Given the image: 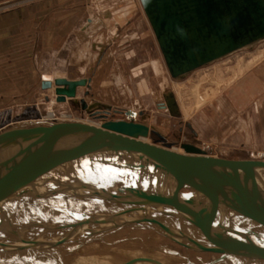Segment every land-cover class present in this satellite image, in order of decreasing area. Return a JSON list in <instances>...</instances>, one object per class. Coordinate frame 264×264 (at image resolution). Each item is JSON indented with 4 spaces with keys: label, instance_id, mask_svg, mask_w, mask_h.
Listing matches in <instances>:
<instances>
[{
    "label": "water",
    "instance_id": "water-1",
    "mask_svg": "<svg viewBox=\"0 0 264 264\" xmlns=\"http://www.w3.org/2000/svg\"><path fill=\"white\" fill-rule=\"evenodd\" d=\"M141 3L174 77L264 39V0ZM86 83L85 78H56L57 100L65 102L75 97L77 87ZM41 85L51 88L52 81L45 80ZM149 134L165 142L145 123L123 119L108 120L101 127L80 121H56L19 122L5 128L0 131V223L20 210L60 200H107L128 205L125 211L137 217L118 225L113 217L105 215L111 222L108 229L150 222L184 247L225 255L237 264H264V159L212 156L191 144H184L185 154L178 153L170 149L168 142L159 146L138 139ZM160 179H180L179 187L188 179H201L204 184L198 196L157 194L159 200L145 198L138 191L133 194L130 189ZM183 188L195 190L186 185ZM215 191L236 202L244 217L246 253L232 245L218 218L202 206ZM151 209L158 214L150 213ZM159 214L209 224L212 242L186 244ZM92 216H84L81 227ZM139 258L126 264H134Z\"/></svg>",
    "mask_w": 264,
    "mask_h": 264
},
{
    "label": "rangeland",
    "instance_id": "rangeland-1",
    "mask_svg": "<svg viewBox=\"0 0 264 264\" xmlns=\"http://www.w3.org/2000/svg\"><path fill=\"white\" fill-rule=\"evenodd\" d=\"M62 4H72L74 8L86 7L87 4L92 5L94 10L116 11L120 25L123 26L113 35L114 42L106 48L105 43L97 41L105 21L94 18V29L83 39H80L82 34H78V41L82 45L76 47L74 39L66 37L55 51L43 50L37 58L38 66L44 64V73L50 77L85 76L88 81L79 92L78 99L85 101L86 108L81 103L74 105L56 101L52 88L41 89L40 71L35 68V60L30 56L28 59L26 56H15L13 77L16 79L9 82L11 86L7 92L10 96L1 98L0 127L21 120H26L22 122L27 124H40L85 120L99 123L123 119L145 123L159 131L166 142L174 147H182L183 150L185 148L182 145L192 144L207 154L218 157L227 154L228 148L264 151V117L260 116L254 105L264 97V90L250 97L251 83L247 82L245 89L250 94L246 100L248 103L243 107H228L229 97L240 96L234 89L248 74L256 73L253 83L264 86V57L245 69L229 85L226 83L234 75L237 61L242 57L245 64L253 53L264 48V39L184 76L174 77L166 65L140 0H62ZM130 24L133 27L129 28ZM132 32L137 35L134 40H128L126 35ZM18 51L25 54L32 52V48ZM72 55L76 61L73 64L69 62ZM26 72L29 74L28 79L20 80L21 74ZM206 75L225 84L218 93L197 107L194 87ZM209 86L213 87L214 84L210 82L206 87ZM50 111H53V117H45ZM183 187L177 186L176 189L185 194L192 191ZM59 244L49 249L55 257L44 251V246H40V253L25 249L28 253H24L25 261L22 259V263L12 257L13 259L2 264H73L79 258H87L91 264H126L138 257L140 258L135 262L137 264H156L149 257L154 259L157 256L162 259L163 262L156 258L162 264L227 263L217 253L186 248L162 232L141 226L115 228L86 237L82 241ZM138 253L140 256H137Z\"/></svg>",
    "mask_w": 264,
    "mask_h": 264
},
{
    "label": "bare ground",
    "instance_id": "bare-ground-1",
    "mask_svg": "<svg viewBox=\"0 0 264 264\" xmlns=\"http://www.w3.org/2000/svg\"><path fill=\"white\" fill-rule=\"evenodd\" d=\"M263 57H264V48L258 49L256 53H253V55L247 59L245 64H243V62L245 61L241 57L237 61V67L234 75L226 83L229 85V83H231L236 78H238V76L242 74L245 71V69L251 67L256 62L261 60ZM208 76L209 75H206L205 77H203V79L201 78V80L194 87L193 94L196 96L197 107L201 106L207 100H209V98H211L213 95L218 93L225 84V82H222L219 79H214V78L211 79ZM54 81L55 79L52 81L51 88L54 89L55 91L56 86L54 84ZM210 82L212 83V85L214 84V86L213 87L209 86L207 88L206 86L209 85ZM68 100L69 98H67L65 102H68ZM56 101L58 100L56 99ZM45 117L52 118L53 111H50L49 114ZM64 117H70V115H64ZM80 122H85L101 127L102 124L106 121L104 120L99 123H96L95 121L85 120ZM150 138L152 139V141H150ZM138 139L147 143H155L159 146L166 145L165 144L166 141L165 142L161 140L156 141L154 138H152L150 134L147 136H140L138 137ZM182 146L184 147V145ZM169 147L171 150H174L178 153H183V154L186 153V150H183L182 147H174L173 144L171 143ZM202 152L207 154L204 151ZM181 182L182 181L180 179H160L159 181L153 184L143 183L141 187H135V188L131 187L130 189L133 192V194L135 191L136 192L138 191V192H142L143 195H145L144 196L145 198L159 200L158 197L159 194L171 195V196H177V195L198 196L200 194V189L203 188V184H204V181L201 179H188L184 184L182 183L183 185L181 186H185V185L190 186L195 188V190L193 189L190 193L185 194L176 189L177 186H180L179 184H181ZM124 196L126 195H123V197ZM202 206L208 209V211L212 212L218 218L222 229L228 235L232 245L236 247V249L246 253L247 249L245 248L244 245L246 241V232L244 227L246 221L244 217L241 215L238 206L236 205V202L227 199L224 196V193L220 191H215L210 195V197L206 201L202 203ZM126 208H128V205L111 204L107 200L96 201L85 198H70V199L56 201L48 205L27 208L15 212L11 217H9V219L7 218L5 221L0 223V251L6 253L9 252L11 254L10 257H7V254L0 255V258L2 260L0 264H2V262L6 263L7 261L11 260L10 258L12 257L15 260H18L20 263H22L21 261L22 259H24V253H28L25 252V249H31L32 251L36 250L37 252H39L41 251L40 246H44V251H46L49 255L55 257L54 256L55 254H53V252H50L49 249L59 243L70 244V243L82 241L83 239L85 240L86 237L115 229V227L108 229V226H110L111 222L105 215H109L113 217L114 222L118 225L126 224L129 221L136 220L137 218L136 214L126 212L125 211ZM151 212H153V209H151L150 213ZM92 214L93 216L81 227L82 218L86 215H92ZM152 214L157 215L158 213L154 211ZM158 217H160L161 220L167 223L172 229L173 233L186 244L189 243L208 244L212 242V240L208 236V232L211 230V227L207 223L186 221L184 219H178L163 214H159ZM130 226H141L144 228H149L161 232L156 225L150 222H140V223L132 224ZM1 235H3V237ZM64 238L65 239L68 238V240L66 242H59L60 239H64ZM45 241H48V243L42 244V242ZM137 256H140V253H138ZM31 260L30 262H32ZM221 260L226 261L227 262L226 264H234V263L237 264V262H234L225 255H221Z\"/></svg>",
    "mask_w": 264,
    "mask_h": 264
},
{
    "label": "crops",
    "instance_id": "crops-1",
    "mask_svg": "<svg viewBox=\"0 0 264 264\" xmlns=\"http://www.w3.org/2000/svg\"><path fill=\"white\" fill-rule=\"evenodd\" d=\"M71 5H63L62 0H0V101H2V97L7 95L10 96V93L7 92L10 90L11 86L9 82L16 79L13 77V58L15 56H26L27 59L30 56L36 61H34V65L36 70L40 71V87L44 90L41 84L45 80L60 77L74 80L84 78L85 76L67 77L56 75L54 77H50L48 74L44 73L42 68L44 64L41 63V65L38 66L39 63L37 58L43 50L52 49L55 51V49L58 48L59 44L62 42V39L66 37L73 38L76 47L82 45L78 41V34L81 33L83 35H80V39L81 37L82 39L84 36L86 37L87 34H89L95 27L94 24L96 23L93 21L94 18H101L105 21V25H102L100 29L101 36L97 37V41L98 43H105L106 48H109V46L114 42L115 36L113 35L117 34L120 28H123V26L120 25L118 18L119 15H117L116 11L105 9L94 10L92 5L89 6L87 4L86 7L75 6V8ZM131 25L132 24H130L129 28L133 27ZM136 35L137 34L135 32H132L130 35L126 36L129 37L128 40H134ZM89 39L93 40L92 38ZM23 48H32V52L23 54L18 51ZM58 55L60 56V51L58 52ZM73 57L74 55H72L69 59L71 64L76 62ZM27 65L28 64L26 63V67ZM40 68L42 70H40ZM28 76V72L22 73L20 80H26L28 79ZM255 77L256 73L254 72L248 74L244 81L234 89L235 92L240 93V96L238 94L239 99L235 95L234 98L229 97L228 107L238 108L243 107L248 103L246 100H248L250 94L248 89H245V84H247V82L251 83L250 92L252 93L250 97L256 95L257 92L264 90L263 84L253 83L255 81ZM17 79L19 80L18 77ZM257 80L259 79L257 78ZM261 82L262 81L260 80V83ZM83 87H85V85L77 87L76 96L69 98L68 103H74V105H79V103H81L82 107L85 109V101L83 99H78L79 92L82 91ZM52 91L54 93V99H57L54 89H52ZM254 105L255 110L260 114V116L264 117V97L260 98V100H258ZM226 106L227 105H225V107ZM22 121L25 122L26 120L7 123L0 127V131L14 123ZM226 151L228 152L227 154L219 157L230 159H264V151L261 150H237L234 148H228ZM3 254H7V257L11 256L9 252L6 253L0 251V255ZM156 258L162 261L160 257H154L155 260H157ZM1 261L2 260L0 258V262ZM77 263L91 264L87 261V258H84V260L81 258L75 259L73 264Z\"/></svg>",
    "mask_w": 264,
    "mask_h": 264
},
{
    "label": "flooded vegetation",
    "instance_id": "flooded-vegetation-1",
    "mask_svg": "<svg viewBox=\"0 0 264 264\" xmlns=\"http://www.w3.org/2000/svg\"><path fill=\"white\" fill-rule=\"evenodd\" d=\"M151 26H152V25H151ZM152 29H153V28H152ZM155 37H156V36H155ZM157 42H158V41H157ZM190 72H191V71H190ZM188 73H189V72H188ZM188 73H187V74H188Z\"/></svg>",
    "mask_w": 264,
    "mask_h": 264
}]
</instances>
